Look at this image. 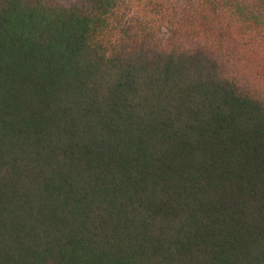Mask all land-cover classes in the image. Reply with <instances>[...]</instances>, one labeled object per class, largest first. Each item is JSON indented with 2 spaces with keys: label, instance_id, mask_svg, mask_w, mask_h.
<instances>
[{
  "label": "trees",
  "instance_id": "trees-1",
  "mask_svg": "<svg viewBox=\"0 0 264 264\" xmlns=\"http://www.w3.org/2000/svg\"><path fill=\"white\" fill-rule=\"evenodd\" d=\"M0 264H264V0H0Z\"/></svg>",
  "mask_w": 264,
  "mask_h": 264
}]
</instances>
